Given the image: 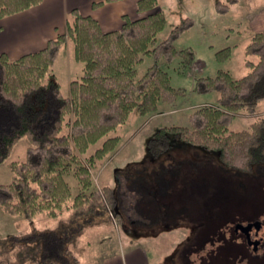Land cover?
<instances>
[{
    "label": "trees",
    "instance_id": "16d2710c",
    "mask_svg": "<svg viewBox=\"0 0 264 264\" xmlns=\"http://www.w3.org/2000/svg\"><path fill=\"white\" fill-rule=\"evenodd\" d=\"M106 1L114 0H96L91 5L97 7ZM40 2L0 0V17ZM136 5L137 11H146L144 16H124L121 26L109 31H103L91 15L72 8L65 33L48 39L43 48L13 59L0 53V163L9 158L19 140L26 138L29 143L23 159L9 162L11 180L0 183L4 211L28 220L39 212L54 217L64 209L75 215L102 209L118 215L117 192L109 185L96 188L90 167L115 150L119 135L106 136L92 153L85 152L91 143L124 124L132 111L146 115L156 111L160 101L173 104L185 94L184 88L171 85L160 60L171 62L179 57L182 72L195 59L190 46H174L178 36L191 26L189 16L181 17L157 41L156 35L166 23L164 11L157 0H136ZM215 8L224 12L228 6L216 2ZM67 41L82 68L63 93L52 65ZM244 52L254 54L256 60L244 59L248 71L240 77L234 78L224 69L213 76L194 77V91L218 92L216 104L195 108L188 116V125L158 128L147 140L150 151L157 154L166 150L175 138L215 152L222 164L237 170L249 171L264 162V110L248 127L228 129L236 113H255L264 100V28L251 35ZM229 55L228 46L216 51L218 59ZM144 56L153 61L134 80L135 66ZM70 166L79 185L74 195L63 177ZM33 235L21 236L29 241ZM36 235L40 242L32 244L37 253L29 258V264H69L64 235L54 230ZM0 242L4 247L5 242Z\"/></svg>",
    "mask_w": 264,
    "mask_h": 264
},
{
    "label": "rangeland",
    "instance_id": "374dc122",
    "mask_svg": "<svg viewBox=\"0 0 264 264\" xmlns=\"http://www.w3.org/2000/svg\"><path fill=\"white\" fill-rule=\"evenodd\" d=\"M157 1L166 16L157 41L181 17L189 16L192 24L178 36L174 46H190L195 59L182 72L179 57L171 62L160 60L171 85L184 88L185 94L173 104L160 101L156 111L146 115L132 111L124 124L91 143L85 152L92 153L106 136L119 135L115 150L90 167L96 188L109 185L117 192L118 215L106 209L75 215L71 209H64L54 217L39 212L28 220L0 207V241L5 242L4 247L0 246V264H29V258L37 253L31 246L40 242L36 234L46 230L65 236L69 264H99L103 258L116 257L127 264L263 263L264 162L242 171L222 164L215 152L188 142L173 138L166 150L156 154L148 149L147 140L162 126L188 125L189 114L198 106L216 104L217 91H194L195 76H213L224 69L236 78L248 71L244 59L256 60V56L246 55L244 48L251 35L264 28V23L258 26L260 29L255 25L264 14V1ZM216 2L226 4L227 10H216ZM226 46L230 55L218 59L216 51ZM67 47L61 49L52 65L63 93H67V76L77 78L82 68V62L72 56L71 42ZM152 61L151 56H144L135 66L134 80ZM263 110L264 100L255 113H236L228 129L248 127ZM28 145L22 138L9 158L0 163V183L11 180L9 162L23 159ZM71 168L63 172V177L74 195L79 185ZM255 221L259 227L252 233L261 239L256 253L241 232H234L235 224ZM31 233L34 235L29 241L21 236Z\"/></svg>",
    "mask_w": 264,
    "mask_h": 264
},
{
    "label": "crops",
    "instance_id": "0c3cea01",
    "mask_svg": "<svg viewBox=\"0 0 264 264\" xmlns=\"http://www.w3.org/2000/svg\"><path fill=\"white\" fill-rule=\"evenodd\" d=\"M93 1L96 0H41L22 11L0 17V53L4 52L13 59L43 48L48 39L65 33L72 8H77L83 15H91L99 22L103 31L119 28L124 22V16L134 19L146 14V11H137L136 0L106 1L97 7H92ZM158 7L161 8L159 3ZM262 15L263 18L264 14ZM262 18L255 22L257 27L264 23ZM68 43L69 41L66 42L64 50L68 48ZM71 76H67V91ZM99 264L127 262L116 257L103 258Z\"/></svg>",
    "mask_w": 264,
    "mask_h": 264
},
{
    "label": "water",
    "instance_id": "95a60500",
    "mask_svg": "<svg viewBox=\"0 0 264 264\" xmlns=\"http://www.w3.org/2000/svg\"><path fill=\"white\" fill-rule=\"evenodd\" d=\"M251 226H255V228H258L259 227V223L255 221V222H252V223H248L246 225L236 224L235 225V230L240 229L242 231H245L247 233V244L252 245L253 249L255 250L257 248L259 240H253V239H251L249 237L248 230L251 228Z\"/></svg>",
    "mask_w": 264,
    "mask_h": 264
},
{
    "label": "flooded vegetation",
    "instance_id": "af4514ba",
    "mask_svg": "<svg viewBox=\"0 0 264 264\" xmlns=\"http://www.w3.org/2000/svg\"><path fill=\"white\" fill-rule=\"evenodd\" d=\"M235 225H236V224H235ZM255 229H257V228H255V226H251V228L248 230V234H249V237H250L251 239H253V240H259V243H258L257 248H256L255 250L253 249L252 245H249V244H248V245L250 246L251 250H252L254 253H256V252L258 251V249H259V247H260V243H261V239H260L259 237H256V236L252 233L253 230H255ZM234 232H235V233L241 232V233L243 234V236L245 237V240H246V242H247V233H246L245 231H242V230H240V229L235 230V226H234ZM260 258H261L262 260H264V252H263V254L260 256ZM262 264H264V261H263Z\"/></svg>",
    "mask_w": 264,
    "mask_h": 264
}]
</instances>
